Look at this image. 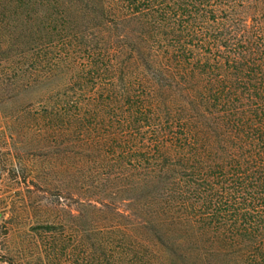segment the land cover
I'll return each mask as SVG.
<instances>
[{
    "label": "trees",
    "instance_id": "trees-1",
    "mask_svg": "<svg viewBox=\"0 0 264 264\" xmlns=\"http://www.w3.org/2000/svg\"><path fill=\"white\" fill-rule=\"evenodd\" d=\"M0 2L69 68L68 116L111 117L132 209L100 203L146 256L264 264V0Z\"/></svg>",
    "mask_w": 264,
    "mask_h": 264
},
{
    "label": "rangeland",
    "instance_id": "rangeland-1",
    "mask_svg": "<svg viewBox=\"0 0 264 264\" xmlns=\"http://www.w3.org/2000/svg\"><path fill=\"white\" fill-rule=\"evenodd\" d=\"M4 8L0 2V264H165L146 256L141 228L129 234V219L100 203L132 209L128 180L116 179L111 117L96 118L89 105L78 122L68 116L69 68L54 71L57 51L38 44L43 33ZM262 35L264 44V24ZM100 137L107 141L96 143Z\"/></svg>",
    "mask_w": 264,
    "mask_h": 264
}]
</instances>
